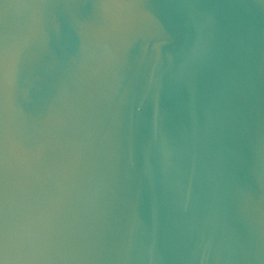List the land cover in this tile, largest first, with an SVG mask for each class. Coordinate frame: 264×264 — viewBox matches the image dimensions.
<instances>
[{"label":"water","instance_id":"obj_1","mask_svg":"<svg viewBox=\"0 0 264 264\" xmlns=\"http://www.w3.org/2000/svg\"><path fill=\"white\" fill-rule=\"evenodd\" d=\"M0 264H264V0H0Z\"/></svg>","mask_w":264,"mask_h":264}]
</instances>
